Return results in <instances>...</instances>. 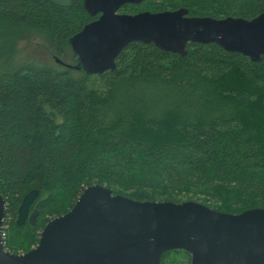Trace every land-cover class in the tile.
<instances>
[{"label": "trees", "instance_id": "trees-1", "mask_svg": "<svg viewBox=\"0 0 264 264\" xmlns=\"http://www.w3.org/2000/svg\"><path fill=\"white\" fill-rule=\"evenodd\" d=\"M83 0H0V193L4 249L27 252L88 186L139 202H199L229 214L264 208V59L216 44L186 55L131 43L115 69L87 75L68 39L97 17ZM186 8L189 16L250 20L264 0H145L136 14ZM40 39L45 62L20 58ZM36 190L34 227L16 224ZM190 256L173 250L160 264Z\"/></svg>", "mask_w": 264, "mask_h": 264}, {"label": "water", "instance_id": "water-1", "mask_svg": "<svg viewBox=\"0 0 264 264\" xmlns=\"http://www.w3.org/2000/svg\"><path fill=\"white\" fill-rule=\"evenodd\" d=\"M144 1H82L86 13L97 18L68 43L87 75L114 70L121 51L134 42L179 56L186 55L189 43H213L254 63L264 59V13L250 20L189 16L186 8L120 13L123 6ZM36 196V190L24 195L18 226L36 225L38 212H30ZM5 210L0 193V264H160L173 250L185 251L190 264H264V208L229 214L194 201L139 202L95 184L67 213L51 219L37 245L20 255L4 249Z\"/></svg>", "mask_w": 264, "mask_h": 264}, {"label": "rangeland", "instance_id": "rangeland-1", "mask_svg": "<svg viewBox=\"0 0 264 264\" xmlns=\"http://www.w3.org/2000/svg\"><path fill=\"white\" fill-rule=\"evenodd\" d=\"M20 58L28 61L33 60L45 62L49 56H47L43 42L40 39L35 38L20 45ZM35 246H32L31 249H33ZM24 253L26 252L19 251L18 255ZM169 264L173 263L169 261ZM180 264H187V259L180 258Z\"/></svg>", "mask_w": 264, "mask_h": 264}, {"label": "built area", "instance_id": "built-area-1", "mask_svg": "<svg viewBox=\"0 0 264 264\" xmlns=\"http://www.w3.org/2000/svg\"><path fill=\"white\" fill-rule=\"evenodd\" d=\"M2 239H3V234H2Z\"/></svg>", "mask_w": 264, "mask_h": 264}]
</instances>
